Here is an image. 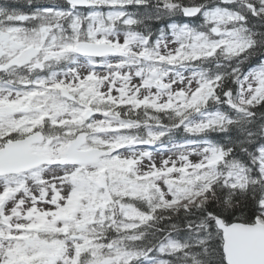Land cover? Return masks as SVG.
I'll return each mask as SVG.
<instances>
[{
  "label": "snow or ice",
  "instance_id": "1",
  "mask_svg": "<svg viewBox=\"0 0 264 264\" xmlns=\"http://www.w3.org/2000/svg\"><path fill=\"white\" fill-rule=\"evenodd\" d=\"M0 264H264V0H0Z\"/></svg>",
  "mask_w": 264,
  "mask_h": 264
}]
</instances>
